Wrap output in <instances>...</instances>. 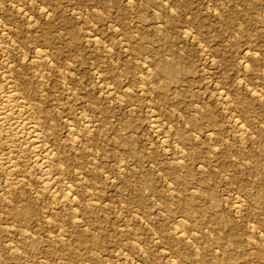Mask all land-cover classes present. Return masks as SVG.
<instances>
[{
	"label": "rangeland",
	"instance_id": "rangeland-1",
	"mask_svg": "<svg viewBox=\"0 0 264 264\" xmlns=\"http://www.w3.org/2000/svg\"><path fill=\"white\" fill-rule=\"evenodd\" d=\"M0 7L2 10L0 32L3 34V39L0 40L5 44L7 40V45L10 43V49L12 48L10 55L13 60L18 55L19 58H24L23 54H25L28 63L30 60L33 61L36 47L45 50L49 60L53 62L55 76L48 82L50 85L44 88L42 95L47 92L41 98L44 100L43 108L48 107L44 109L49 116L52 115L50 117L52 124H55H53L54 133H57L55 137L60 143L63 142V145L69 144L64 126V120L68 117L70 121L72 118L77 129H80V131L78 129L79 141L88 140L84 142L86 149L84 147L78 148V151L70 149L68 161H64L67 174L61 178L66 181L60 184V191L56 197L49 192H41L39 173L30 160L31 151L28 149L22 151L23 154L14 153L17 156L21 155L19 160L27 156L26 159L22 158L23 162L20 160V163L22 162L21 166L26 169L24 171L28 170L23 171L22 174L25 175L24 181L29 179V183L26 184L27 187L21 188L27 190L24 191L25 193L21 189L19 191L27 195L28 205L23 204L25 201L20 202L22 206L18 201L17 203L13 201L15 205L13 202L11 204L8 198L0 193V205L3 204V207L0 206L3 208L0 212L8 210L9 205L22 209L21 212L27 219L23 226L28 229L27 233L32 234H28L30 236L26 243L28 247L27 245L20 247L17 240L23 237L18 234L17 238V233L8 234L10 227L7 226V220H5L6 224L0 221V230L3 228L0 232V245L3 242L0 246V254L4 253V256L0 257L2 261L4 260L0 262L1 264L6 262L13 264V261H18L15 264H23L22 261L24 264L26 262V264H36L37 260V264H198L196 261L198 257L207 261L206 264L225 262V264H264V0H0ZM45 9L50 11L49 18L39 15V11L46 12ZM26 11L27 15H25ZM19 14L25 16L21 17ZM30 16H32L29 18L31 20L28 19ZM29 21L32 24L27 23ZM91 30L96 31L99 40L97 46L88 41L87 34ZM4 31L9 35L11 33L12 38ZM116 35H120L119 39ZM59 37L62 39L59 40ZM22 50L23 54H21ZM109 50L113 51L110 58L112 61L106 58ZM1 54L0 52L2 73ZM66 58L69 63L74 61L69 64ZM162 65L164 68L168 67L170 71L163 72ZM25 69L24 74L32 76L26 75L29 80L32 78V84L36 85L34 75H31L35 74L33 64L26 65ZM61 73L67 75L66 78ZM99 77L109 79L106 82L112 87L106 84L114 90L110 89L112 93L104 95L98 90L95 81L98 82ZM53 94L56 95V99ZM70 94L76 101L72 98L71 104L75 108L67 103L71 101L67 99ZM116 97L117 101H115ZM55 101L60 103L57 104ZM74 102L78 103L75 105ZM123 104L126 106L123 107ZM127 107L130 110H127ZM80 112L82 113L79 114ZM83 113L92 117V114L97 113L94 116L97 121L93 117L96 126L92 132L86 131L82 126ZM65 114L66 117H63ZM153 117L157 119L159 117L162 135L164 134L165 138L169 137L166 145H163L161 137L152 131ZM53 119L57 120V123ZM74 120H77V123ZM102 137L104 139H101ZM91 143H94V146ZM2 147H6L5 142L2 143ZM27 152L29 154H26ZM93 159L96 161H92ZM29 166L30 169L27 168ZM127 168L129 171L123 173V169ZM0 169V176H5L3 168ZM137 173L146 176L142 177L143 174H138L140 176L138 178ZM32 174H35L34 177ZM4 176L0 177L1 186ZM134 177L137 178L134 180ZM28 184L33 189L29 188ZM62 186H73L78 196L77 200L69 204L64 203L60 197L64 191ZM92 193L96 197L95 201L100 203H95L96 211L89 212L87 195ZM1 196L5 199L3 200ZM52 197H55L54 201ZM79 198L83 199L79 200ZM117 199L121 200L118 202ZM177 199L181 202L178 203ZM188 199L194 212L186 217L184 212L182 214L183 208L181 210L180 208L185 201L188 203ZM33 202L36 205L33 206ZM211 203H215L216 207ZM40 208L45 212L40 211ZM38 209L40 215L37 214ZM176 216L185 217L184 222L196 234L194 238L192 237L193 240L179 242L174 238L172 227L173 218ZM34 220L37 221L34 223ZM37 222L40 224L39 229ZM30 223H34V227ZM35 226L39 234L34 230ZM41 226L43 229L40 228ZM48 226L49 228L52 226L51 231L47 229ZM29 227H33V230ZM126 229L129 233L128 240L125 239ZM39 236L41 241L36 239ZM215 238L218 239L215 241ZM130 239H133L132 242ZM175 242L177 245L174 244ZM19 248L21 251H17ZM176 250H179V253ZM13 253L21 256L16 258ZM32 253L36 255L33 256ZM193 254L200 256L196 257ZM12 256L14 260L11 259ZM21 257H28V261L25 262Z\"/></svg>",
	"mask_w": 264,
	"mask_h": 264
},
{
	"label": "bare ground",
	"instance_id": "bare-ground-1",
	"mask_svg": "<svg viewBox=\"0 0 264 264\" xmlns=\"http://www.w3.org/2000/svg\"><path fill=\"white\" fill-rule=\"evenodd\" d=\"M27 2V1H26ZM37 2V1H36ZM29 3V2H28ZM129 3V2H128ZM165 3V2H164ZM13 4V3H12ZM21 4V3H20ZM16 7V6H15ZM1 8V7H0ZM18 8V7H17ZM16 8V9H17ZM19 10H22V11H24L23 9H20L19 8ZM40 10V9H39ZM154 10V9H153ZM2 10H0V12H1ZM45 11L46 12H42V11H39L40 13H39V15L40 16H43V17H46V18H49V16H51L49 13H50V11L48 12L46 9H45ZM52 11V10H51ZM54 11V10H53ZM71 11H72V9H71ZM17 12H19V11H17ZM21 12V11H20ZM19 12V13H20ZM25 12H23V14H24ZM53 13V12H52ZM55 13H57L56 11H55ZM54 13V14H55ZM22 14V15H23ZM29 14V13H28ZM20 15V14H19ZM25 15H27V11H26V14ZM24 15V16H25ZM4 16V15H3ZM21 16V15H20ZM24 16H21V17H24ZM2 17V16H1ZM19 17V16H18ZM32 16H30V17H28V19L29 18H31ZM34 17V16H33ZM36 18H37V16H35ZM34 17V18H35ZM27 18V17H26ZM33 18V19H34ZM218 18V17H217ZM22 19V18H21ZM29 20H31V19H29ZM35 20V19H34ZM22 21V20H21ZM36 21V20H35ZM32 22V21H31ZM27 23H30V21L29 22H27ZM46 23V22H45ZM91 23V22H90ZM14 24V23H13ZM30 24H32V23H30ZM54 24V23H53ZM3 25V24H2ZM7 25V24H6ZM24 25H26V24H24ZM7 26H9V24L7 25ZM11 26V25H10ZM30 26V25H29ZM28 26V27H29ZM117 26V25H116ZM3 27V26H2ZM35 27V26H34ZM54 27V26H53ZM115 27V26H114ZM26 28H27V26H26ZM25 28V29H26ZM2 29V28H1ZM4 29V28H3ZM7 29V28H6ZM9 29H11V28H9ZM14 29V28H13ZM27 30V29H26ZM54 30V29H53ZM3 31V30H2ZM12 31V30H11ZM28 31V30H27ZM34 31V30H33ZM32 31V32H33ZM85 31V30H84ZM184 31V30H183ZM188 31V30H187ZM9 32V31H8ZM13 32V31H12ZM15 32V31H14ZM31 32V31H30ZM64 32V31H63ZM89 32V31H88ZM4 33H5V31H4ZM7 33V32H6ZM5 33V34H6ZM49 33V32H48ZM47 33V34H48ZM57 33V32H56ZM74 33V32H73ZM8 34V33H7ZM31 34V33H30ZM29 34V35H30ZM34 34H36V32L34 33ZM184 34V33H183ZM9 35V34H8ZM10 35H11V37L10 38H12V34L10 33ZM9 35V36H10ZM19 35V34H18ZM96 31H94V30H91L90 32H89V34H87V38H88V41L89 42H91L92 43V45H94V46H97V43H98V38L96 37ZM186 35V34H185ZM41 36V35H40ZM48 36V35H47ZM69 36V35H68ZM77 35L75 34V37H76ZM117 36V38L119 39V36L120 35H116ZM8 37V36H7ZM13 37H14V34H13ZM18 37V36H17ZM28 37V36H27ZM37 36L35 35V38H36ZM39 37V36H38ZM42 37V36H41ZM72 37H74V36H72ZM43 38V37H42ZM52 38V37H51ZM0 39H3V34L0 32ZM16 39V38H15ZM14 39V40H15ZM29 39V38H28ZM44 39H45V37H44ZM47 39V38H46ZM53 39V38H52ZM62 38L61 37H59V40H61ZM73 39V38H72ZM192 39V38H191ZM17 40V39H16ZM30 40V39H29ZM37 40V39H36ZM58 40V39H57ZM13 41V40H12ZM28 41V40H27ZM35 41V40H34ZM39 41V40H38ZM38 41H37V43H38ZM44 41V40H43ZM47 41H49V40H47ZM73 41H74V39H73ZM75 41H77V37H76V39H75ZM5 42H6V44L5 43H2L1 42V40H0V52L2 53L1 55L3 56L2 58H3V66H2V73L0 72V78H1V83H2V81H3V85H1V83H0V168H3V172L6 174L5 176H4V182H3V184H2V186L0 185V193H2L4 196H5V198H8V200L10 201V203L12 204V202L14 201V202H16V201H18L19 202V204H20V202H24L25 201V203H23V204H25L26 206L28 205V204H26V202L28 201V197H27V195L25 196V192L24 191H27V190H23V189H21L22 187H24V186H26V184L27 183H29V179H27L28 181H24V180H26L25 179V175L24 174H22V172L24 171V170H26V169H23V167L21 166L22 165V162H23V160H21L22 158L24 159V157H25V159H26V157L27 156H24V157H22L20 160L22 161L21 163H20V160H19V157L21 156L20 154H19V156H17V155H15L14 153L15 152H18V153H21L22 151H25V150H30L31 151V155H32V158L30 159L31 160V164L33 165V167L35 168V169H37L36 171H38V173H39V177H40V186L39 187H41V192H49V193H51L53 196H57L58 194H59V191H60V184H62V182L63 181H66L65 179L63 180V179H61V178H63L64 176H66V170L64 169V161H66L67 160V158H68V154H70V149H72V150H77L78 151V148H80V147H84L85 149H86V143H84L85 141H88V140H85L84 142L83 141H79V138H78V135H79V133H78V129H77V127H76V124H74L73 123V119L71 118V120L72 121H70V119L68 118V117H66V114H65V116H63V117H66L65 118V120H64V126L66 127V132H67V135H68V141H69V144H62V143H60L59 141L60 140H57V138L55 137V136H57V133L55 134L54 133V129H53V124H52V119H51V117L50 116H52V115H48V113L45 111V109H47L48 107H44L43 108V102H44V100L41 98L43 95H42V92L44 91V88H47V86L48 85H50V84H48V82L51 80V78L53 77V76H55V72H54V70H53V66H52V64H53V62H51L50 60H49V58H48V56L46 55V51L45 50H42V49H37L36 47H35V53H34V57H33V61H31L30 59V62L28 63V61H26L25 60V58L27 57L25 54H23V50L21 51L22 53L21 54H23V56H25L24 58L22 57V58H19L18 56H17V58L19 59H17V61H15V60H13V58L11 57L12 55H10L11 54V51H12V48L10 49V43L8 44L9 45V47H8V45H7V40H5ZM72 42V41H71ZM125 42V41H124ZM15 43V42H14ZM32 43H33V41H32ZM31 43V45H32V47H33V45H34V43L32 44ZM36 43V42H35ZM45 43H47L48 44V42H45ZM54 43H55V41H54ZM59 43H60V41H59ZM76 43V42H75ZM200 43V42H199ZM17 44V43H16ZM27 44H28V42H27ZM29 44H30V42H29ZM50 44V43H49ZM73 44V43H72ZM36 45V44H35ZM74 45V44H73ZM78 45V44H77ZM202 45V44H201ZM40 46V45H39ZM49 46H51V45H49ZM63 46V45H62ZM66 46V45H65ZM26 47V46H25ZM79 47V46H78ZM15 48V47H14ZM22 48V47H21ZM27 48H29V45H28V47ZM47 48H48V46H47ZM72 48H73V46H72ZM140 48V47H139ZM138 48V49H139ZM16 49V48H15ZM18 49V48H17ZM44 49V48H43ZM59 49V48H58ZM61 49H63V48H61ZM68 49V48H67ZM79 49V48H78ZM124 49V48H123ZM64 50V49H63ZM142 50V49H141ZM141 50H139V51H141ZM245 50V49H244ZM14 51H18V50H14ZM45 51V52H44ZM57 51V50H56ZM60 51V53H61V50H59ZM69 51V50H68ZM74 51V50H73ZM77 51V50H76ZM110 51V50H109ZM70 52V51H69ZM105 52H107V51H105ZM14 53L15 52H13V55H14ZM25 53V52H24ZM57 53V52H56ZM77 53V52H76ZM20 54V53H19ZM49 54V53H48ZM104 54V53H103ZM113 54V51H110V52H107L106 53V58L108 59V60H110V58H111V55ZM22 56V55H21ZM64 56V55H63ZM80 56V55H79ZM100 56V55H99ZM105 56V55H104ZM50 57H51V55H50ZM53 57V56H52ZM62 57V56H61ZM71 57H74V56H71ZM100 57H102V56H100ZM56 58V57H55ZM76 58V57H75ZM105 57H104V59H106ZM32 59V58H31ZM57 59V58H56ZM59 59V58H58ZM68 58H66V60H67ZM73 59V58H72ZM213 59H214V57H213ZM77 60V59H76ZM54 61V60H53ZM56 61V60H55ZM68 61V60H67ZM71 61V60H70ZM74 61V60H73ZM73 61H71L70 63H72ZM81 60H79V62H80ZM110 61H112V60H110ZM240 61H242V60H240ZM76 62V61H75ZM1 63V62H0ZM59 63V62H58ZM68 63H69V61H68ZM69 63V64H70ZM109 64L111 63V62H108ZM32 65L33 64V68H34V70L33 71H35L34 73L35 74H31V75H34V77L33 78H35V80H36V85H33L32 84V78H31V80H29L30 78H28V77H32V76H28L27 74H24V73H26V72H28L26 69H25V66L26 65ZM55 64V63H54ZM77 64H78V61H77ZM105 64V63H104ZM145 64V63H144ZM168 64V63H167ZM81 65V64H80ZM155 64L153 63V66H154ZM156 65H157V63H156ZM68 66V65H67ZM158 66V65H157ZM160 66H161V64H160ZM69 67H71V66H69ZM75 67H76V65H75ZM74 67V68H75ZM57 68V67H56ZM62 68L63 67H61V70H62ZM68 68V67H67ZM102 68H104V67H102ZM168 67H163V65H162V68H161V70L164 72V71H170L169 69H167ZM204 68V67H203ZM26 70V72H24L25 70ZM30 69H32V67L30 68ZM29 69V70H30ZM58 69V68H57ZM60 69V68H59ZM66 69V68H65ZM148 69V68H147ZM24 70V71H23ZM60 70V71H61ZM64 70V69H63ZM70 70V69H69ZM107 70V69H106ZM115 70V69H114ZM161 70H159V71H161ZM64 71H66V70H64ZM63 71V72H64ZM155 71H156V69H155ZM62 72V71H61ZM72 72V71H71ZM100 73H101V71H99ZM99 72H97V74L99 73ZM150 71H148V73H149ZM30 73V72H29ZM32 73V72H31ZM161 73V72H160ZM61 74H63V73H61ZM64 74H65V72H64ZM63 74V76H65V78H66V76L67 75H64ZM102 74H104V72L102 73ZM159 74V73H158ZM162 74V73H161ZM165 74H166V72H165ZM28 77H27V76ZM30 75V74H29ZM57 75V74H56ZM69 75H71V73H69ZM68 75V76H69ZM101 75V74H100ZM113 75V74H112ZM111 75V76H112ZM114 75H115V72H114ZM149 75V74H148ZM58 76H62V75H58ZM57 76V77H58ZM95 76V75H94ZM99 76V75H98ZM98 76H97V78H98ZM108 75H106V77H107ZM110 76V75H109ZM158 76H162V75H158ZM113 77V76H112ZM115 77V76H114ZM63 78V77H62ZM108 78H110V77H108ZM151 78V77H150ZM56 79V78H55ZM61 79V78H60ZM74 80V79H73ZM72 80V81H73ZM109 80V79H108ZM107 80V78H105V77H99V80H98V82L97 81H95V83L97 84V87L99 88L98 90H100V91H102L103 93H104V95L105 94H108V93H112V92H110L112 89L111 88H109L108 87V85H110L111 86V84L109 83V82H106V81H108ZM56 81V80H55ZM86 81V80H85ZM155 81V80H154ZM61 82V81H60ZM215 82V81H214ZM64 82H62V84H63ZM94 83V84H95ZM106 83H108V85L106 84ZM152 83V82H151ZM35 84V83H34ZM141 84V83H140ZM148 84V83H147ZM154 84V83H153ZM65 85V84H64ZM81 85V84H80ZM68 86V85H67ZM122 86V85H121ZM76 87V86H75ZM112 87V86H111ZM57 88V87H56ZM67 88V87H66ZM121 88V87H120ZM123 88V87H122ZM69 89V88H68ZM76 89H78V87H76ZM76 89L74 88V91H76ZM111 89V90H110ZM249 89V88H248ZM72 90V89H71ZM97 90V91H98ZM120 90V89H119ZM122 90V89H121ZM144 90V89H143ZM220 90V89H219ZM54 90H52V92H53ZM99 91V92H100ZM112 91H114V90H112ZM118 91V90H117ZM142 91V90H141ZM212 91V90H211ZM49 92H50V90H49ZM48 92V93H49ZM51 92V93H52ZM58 92V91H57ZM69 92V91H68ZM67 92V93H68ZM71 92V91H70ZM116 92V91H115ZM218 92V91H217ZM251 92V91H250ZM257 92V91H256ZM47 93V94H48ZM54 93V92H53ZM61 93V92H60ZM67 93L65 94V95H67ZM74 93H76V92H74ZM101 93V92H100ZM121 93V92H120ZM142 93V92H141ZM145 93V92H144ZM221 93V92H220ZM63 94V93H62ZM61 94V95H62ZM72 94V93H71ZM69 95V96H67V99L68 100H70L71 99V101H68L67 103H68V105L70 106H73L71 103H72V98H73V95ZM83 94V93H82ZM117 94H119V93H117ZM259 94V93H258ZM50 95V94H49ZM54 95V94H53ZM53 95H51L52 97H53ZM56 95H57V97H58V93H56ZM56 95H54L55 97V99H56ZM60 95V94H59ZM103 95V94H102ZM116 95V94H115ZM123 95V94H122ZM225 95V94H224ZM50 96V97H51ZM63 96H64V94H63ZM117 96V95H116ZM221 96V95H220ZM51 97V98H52ZM65 98H66V96H64ZM63 97V98H64ZM105 97V96H104ZM119 98H120V96H118ZM226 97V96H225ZM260 97V96H259ZM127 98V97H126ZM45 99V98H44ZM49 100H50V98H48ZM54 99V100H55ZM58 99V98H57ZM60 99H62V98H60ZM75 99L77 100V98L75 97ZM109 99V98H108ZM114 99V98H113ZM225 99V98H224ZM43 100V101H42ZM54 100H51L52 102H54ZM73 100H74V98H73ZM131 100V99H130ZM225 100H227V99H225ZM75 101V100H74ZM80 101V100H79ZM83 101V100H82ZM115 101H117V97H116V99H115ZM46 102V101H45ZM55 102H57V104H59L60 102L59 101H55ZM59 102V103H58ZM62 102V104H63V100L61 101ZM66 102V101H65ZM76 102V101H75ZM75 102H74V104H75ZM88 102V101H87ZM111 102H112V100H111ZM110 102V103H111ZM224 102V101H223ZM47 103V102H46ZM78 103V102H77ZM76 103V104H77ZM86 103V102H85ZM91 103V102H90ZM90 103H88V104H90ZM51 104V103H50ZM65 104V103H64ZM75 104V105H76ZM120 104V103H119ZM197 104V103H196ZM46 105H49V104H46ZM53 105H54V103H53ZM67 105V104H66ZM80 105V104H79ZM85 105H87V104H85ZM124 106L123 107H125L126 105L125 104H123ZM223 105V104H222ZM70 106V107H71ZM84 106V105H83ZM97 106V105H96ZM58 107V106H57ZM61 107V106H60ZM74 107V106H73ZM77 107V106H76ZM82 107V106H81ZM90 106H88V108H89ZM94 107H95V104H94ZM134 107H135V105H134ZM133 107V108H134ZM61 108H63V107H61ZM75 108V107H74ZM87 108V109H88ZM92 108V107H91ZM111 108V107H110ZM115 108V107H114ZM130 108H131V105H130ZM132 108V109H133ZM58 109H60V108H58ZM81 110L83 109V108H80ZM86 109V108H85ZM94 109V108H93ZM93 109H90V111L91 110H93ZM96 109V108H95ZM129 108L127 107V110H128ZM151 109V108H150ZM153 109V108H152ZM65 110V109H64ZM67 110V109H66ZM70 110V109H69ZM74 110V109H73ZM130 110V109H129ZM59 111H61V110H58V112ZM78 111H79V109H78ZM97 112L99 111V109H97L96 110ZM155 111V110H154ZM58 112H56V113H58ZM83 112H85V110H83ZM92 112H94V110L92 111ZM91 112V113H92ZM103 112V111H102ZM151 112V111H150ZM178 112V111H177ZM47 113V114H46ZM50 113V112H49ZM64 113H66V111L64 112ZM82 112H80L79 114H81ZM152 113H153V111H152ZM52 114H53V112H52ZM60 114V113H59ZM78 114V115H79ZM95 114H97V113H95ZM95 114H92L93 115V117L94 116H96ZM53 115H55V114H53ZM82 115H84V113L82 114ZM82 115H79V116H81L82 117ZM86 115H87V113H86ZM90 115V114H89ZM111 115V114H110ZM78 116V117H79ZM85 116V115H84ZM83 116V118H82V126H83V128L86 130V131H88V132H92L93 131V128L96 126V121H97V118H95L96 119V121L93 119V117L92 116H85L84 117ZM74 117H76V116H74ZM107 117H109V116H107ZM100 118H101V116H100ZM106 118V117H105ZM110 118V117H109ZM151 118V117H150ZM56 119V118H55ZM76 119V118H75ZM80 119V118H79ZM158 119H159V117H158ZM158 119L156 118V117H153V119H152V131H154L155 133H156V135H158V136H160L161 137V140H162V144L163 145H166L167 144V140L169 139V137H167V138H165V136H164V134L162 135V126L160 125V123H159V121H158ZM54 120V119H53ZM99 120H101V119H99ZM103 120H104V118H103ZM102 120V121H103ZM119 120V119H118ZM160 120V119H159ZM237 122H239L237 119H235ZM57 121V120H56ZM55 120H54V122H56ZM76 121V122H75ZM80 121V120H79ZM112 121V120H111ZM151 121V120H150ZM163 121V120H162ZM74 122L75 123H77V120H74ZM81 122V121H80ZM113 122V121H112ZM111 122V123H112ZM116 122V121H115ZM57 123V122H56ZM110 123V124H111ZM151 123V122H150ZM163 123V122H162ZM235 123V122H234ZM241 123V122H240ZM80 124V123H79ZM109 124V123H108ZM128 123H126V125H127ZM238 124V123H237ZM55 125V124H54ZM60 125V124H59ZM98 125V124H97ZM106 125V124H105ZM164 125V124H163ZM240 125V124H239ZM56 126H57V124H56ZM168 126H169V124H168ZM167 126V127H168ZM236 127H238V126H236ZM54 128H55V126H54ZM82 128V127H81ZM97 128V127H96ZM110 128V127H109ZM198 128V127H197ZM196 128V129H197ZM65 129V128H64ZM105 129V128H104ZM171 129V128H170ZM103 130V129H102ZM108 130V129H107ZM106 130V131H107ZM111 130V129H110ZM164 131H165V129H163ZM167 130H169V129H167ZM182 130V129H181ZM79 131H80V129H79ZM83 131V130H82ZM116 131V130H115ZM61 132V131H60ZM65 132V133H66ZM87 132V133H88ZM98 132V131H97ZM110 132V131H109ZM170 132H171V130H170ZM240 132V131H239ZM94 133V132H93ZM116 133V132H115ZM166 133V132H165ZM240 133H242V132H240ZM55 134V135H54ZM94 134H96V133H94ZM166 134H168V133H166ZM171 134V133H170ZM205 134V133H204ZM61 135V134H60ZM101 135V134H100ZM180 135V134H179ZM63 136H64V134H63ZM90 136V135H89ZM181 136V135H180ZM197 136V135H196ZM241 136H243V135H241ZM101 137V136H100ZM103 137H105V136H103ZM101 138V139H104V138ZM113 137V136H112ZM115 137H117L116 135H115ZM177 137V136H176ZM182 137V136H181ZM184 137H185V135H184ZM184 137H183V139H184ZM85 138H88V137H85ZM84 138V139H85ZM106 138V137H105ZM180 138V137H179ZM89 139V138H88ZM159 139V138H158ZM81 140V139H80ZM91 140V139H90ZM89 140V141H90ZM95 140V139H94ZM99 140V139H98ZM185 140H187L186 139V137H185ZM62 141V140H61ZM96 141V140H95ZM101 141V140H100ZM122 141V140H121ZM5 142V148H3L2 147V143H4ZM95 143V142H94ZM93 143V144H94ZM116 143V142H115ZM118 143V142H117ZM116 143V144H117ZM121 143V142H120ZM92 144V143H91ZM92 144V145H93ZM97 144V143H96ZM99 144H100V142H99ZM115 144V145H116ZM125 143H123V145H124ZM160 144H161V142H160ZM102 145V144H101ZM163 145H161V146H163ZM91 146V145H90ZM90 146H89V148H90ZM94 146V145H93ZM175 146V145H174ZM179 146V145H178ZM176 147V146H175ZM76 148V149H75ZM93 148V147H92ZM113 148H114V146H113ZM116 148V147H115ZM84 149V150H85ZM88 149V148H87ZM98 149V148H97ZM96 149V150H97ZM100 149V148H99ZM104 149V148H103ZM117 149V148H116ZM116 149H115V151H116ZM130 149V148H129ZM165 149V148H164ZM167 149V148H166ZM165 149V150H166ZM81 150H83V149H81ZM76 151V152H77ZM92 151V150H91ZM90 151V152H91ZM105 151H107V150H105ZM103 152H104V150H103ZM125 152H126V150H125ZM130 152H131V150H130ZM87 153H88V151H87ZM128 153V152H127ZM179 153V152H178ZM21 154H23V152L21 153ZM24 154H25V152H24ZM26 154H29L28 152L26 153ZM74 154H75V152H74ZM98 155L100 154V152L98 151V153H97ZM181 154V153H180ZM75 155H77V154H75ZM90 155H92L91 153H90ZM89 155V156H90ZM102 155V154H101ZM23 156V155H22ZM30 156V155H29ZM28 156V157H29ZM83 156H84V154H83ZM97 155H95V157H96ZM71 157V156H70ZM84 157H87V156H84ZM92 158H93V156H91ZM132 157V156H131ZM73 158H74V156H73ZM90 158V157H89ZM97 158V157H96ZM28 158H27V160H29ZM71 159V158H70ZM86 158H84V160H85ZM95 159V158H94ZM92 160V161H96V160ZM72 160V159H71ZM90 160H91V158H90ZM171 160V159H170ZM176 160H178V159H176ZM25 161V160H24ZM68 161V160H67ZM91 161V162H92ZM181 160L179 159V162H180ZM184 161V160H183ZM28 162H30V161H28ZM71 162H73V161H71ZM122 162H123V160H122ZM153 162V161H152ZM156 162V161H155ZM178 162V161H177ZM182 162V161H181ZM180 162V163H181ZM27 163V162H26ZM80 163V162H79ZM89 163V162H88ZM117 163V162H116ZM125 163V162H124ZM123 163V168H124V164ZM154 163V162H153ZM28 164V163H27ZM31 164H29V165H31ZM65 164H66V162H65ZM119 164V163H118ZM120 164H121V162H120ZM149 164V163H148ZM183 164V163H182ZM23 165H25V163L23 164ZM31 165V166H32ZM69 164H67V166H68ZM83 165V164H82ZM171 165V164H170ZM26 166H28V165H26ZM25 166V167H26ZM66 165H65V167H67ZM116 166H118V165H116ZM162 166H164V165H162ZM188 166V165H187ZM200 166V165H199ZM86 167V166H85ZM168 167V166H167ZM184 167V166H183ZM23 170H22V169ZM27 168H29L30 169V166L29 167H27ZM68 168V167H67ZM76 168V167H75ZM117 168H120V167H117ZM126 168V167H125ZM178 168V167H177ZM189 168V167H188ZM78 169V168H77ZM81 169V168H80ZM90 169V168H89ZM94 169V168H93ZM162 169V168H161ZM160 169V170H161ZM170 169V168H169ZM176 169V168H175ZM180 169V168H179ZM186 169V168H185ZM1 170V169H0ZM22 170V171H21ZM32 170V169H31ZM34 170V169H33ZM73 170V169H72ZM72 170H70V171H72ZM83 170V169H82ZM119 170V169H118ZM128 170V168L125 170V169H123V173H124V171H127ZM170 170H172V169H170ZM28 171V170H27ZM27 171H24V172H27ZM35 171V170H34ZM70 171H69V174H70ZM79 171V170H78ZM120 171H121V169H120ZM129 171V170H128ZM23 172V173H24ZM29 172H32V171H29ZM36 173V172H35ZM134 173V172H133ZM174 173H175V171H174ZM255 173V172H254ZM30 175H31V173H29ZM37 174V173H36ZM104 174V173H103ZM132 174V173H131ZM138 174H140V173H137V175ZM143 174V173H142ZM142 174H140V175H142ZM176 174V173H175ZM33 175V174H32ZM35 175V174H34ZM34 175H33V177H34ZM71 175V174H70ZM69 175V176H70ZM85 175V174H84ZM135 175V174H134ZM250 175V174H249ZM3 176H0V177H3ZM28 177H29V175H27ZM37 176L38 175H36L35 177H36V179H37ZM86 176H87V174H86ZM136 176V175H135ZM144 176V174L142 175V177ZM146 176V175H145ZM144 176V177H145ZM256 176H258V174L256 175ZM262 176V175H261ZM140 176L138 175V178H139ZM27 178V177H26ZM125 178V177H124ZM135 178H137V177H134V180H135ZM147 178V177H146ZM263 178V177H262ZM33 179H35V178H33ZM142 179V178H141ZM38 180V179H37ZM69 180V179H68ZM77 180V179H76ZM82 180L83 181H85V179H83L82 178ZM126 180V179H125ZM138 180V179H137ZM136 180V181H137ZM30 181H31V179H30ZM34 181V180H33ZM32 181V182H33ZM80 182H82L81 180H79ZM112 181H113V179H112ZM148 181V180H147ZM150 181V180H149ZM35 182V181H34ZM38 182V181H37ZM86 182H88V181H86ZM91 182H92V179H91ZM120 182V181H119ZM122 182V181H121ZM120 182V183H121ZM127 182V181H126ZM36 183V182H35ZM72 183V182H71ZM113 183V182H112ZM115 183V182H114ZM145 183H147L146 181H145ZM144 183V184H145ZM169 183V182H168ZM1 184V183H0ZM38 184V185H39ZM116 184V183H115ZM117 184H119V183H117ZM140 184H141V182H140ZM68 185V184H67ZM71 185V184H70ZM72 185H74V184H72ZM87 185H89V184H87ZM142 185V184H141ZM169 185V184H168ZM28 186H29V184H28ZM114 186H116V185H114ZM124 187H125V185H123ZM145 186V185H144ZM202 186V185H201ZM27 187V186H26ZM73 187V186H72ZM71 186H62L61 188H63V190L64 191H62V193H61V195H60V197L64 200V203H72V202H74V201H76L77 200V198H78V196H76L77 194L75 193V191L73 190V188H72ZM85 187V186H84ZM135 187V186H134ZM139 187V186H138ZM148 187V186H147ZM29 188H31V189H33L32 187H30L29 186ZM38 188V187H37ZM75 188V187H74ZM118 188V187H117ZM135 188H137V187H135ZM134 188V189H135ZM149 188V187H148ZM147 188V189H148ZM200 188V187H199ZM201 188H203V187H201ZM22 190L24 193H21L19 190ZM40 189V188H39ZM39 189H38V191H39ZM76 189V188H75ZM133 189V190H134ZM138 189H140L141 190V188H138ZM137 189V190H138ZM145 189V188H144ZM204 189H205V187H204ZM260 189H261V187H260ZM93 190V189H92ZM37 191V192H38ZM87 191V190H86ZM95 191H96V189H95ZM35 192H36V188H35ZM89 192H91V190L89 191ZM142 192V191H141ZM34 193V192H33ZM32 193V194H33ZM39 193V192H38ZM38 193H37V195H38ZM97 193V192H96ZM100 193V192H99ZM143 193H144V190H143ZM27 194V193H26ZM28 194H30V191H29V193ZM35 194V193H34ZM137 194V193H136ZM142 194V193H141ZM211 194H212V192H211ZM211 194H209V195H211ZM37 195H36V197H37ZM39 195H40V193H39ZM45 195V194H44ZM50 195V194H49ZM79 195V194H78ZM96 195H98V194H96ZM139 195V194H138ZM85 196V195H84ZM100 196V195H99ZM98 196V197H99ZM102 196V195H101ZM140 196H142V195H140ZM161 196V195H160ZM175 196V195H174ZM2 197V199L4 200L5 198H3V196H1ZM35 197V198H36ZM42 197V196H41ZM49 197V196H48ZM55 197H52V198H54L53 199V201L55 200ZM165 197V196H164ZM176 197V196H175ZM178 197V196H177ZM176 197V198H177ZM186 197V196H185ZM51 198V197H50ZM60 198V199H61ZM84 198V197H83ZM83 198H81V199H83ZM104 198V197H103ZM144 198H145V196H144ZM197 198V197H196ZM202 198H204L205 199V197H202ZM211 198H214V197H211ZM1 199V200H2ZM42 199V198H41ZM80 198H79V200H81ZM95 199H96V197H95V195L92 193V194H89V195H87V200H89L88 202H89V212H93L95 209H96V206H95V203L96 204H98V203H100V202H98V201H95ZM164 199V198H163ZM167 199V198H166ZM185 199H187V198H185ZM33 200V199H32ZM32 200H31V202H32ZM37 200H39L40 201V199H38L37 198ZM86 200V199H85ZM103 200V199H102ZM118 200V199H117ZM119 200H121V199H119ZM119 200H118V202H119ZM169 200V199H168ZM172 200V199H171ZM178 200V199H177ZM189 200V199H188ZM192 200V199H191ZM195 200V199H194ZM200 200V199H199ZM201 200H203V199H201ZM206 200H207V198H206ZM208 200H209V198H208ZM213 200V199H212ZM61 201V200H60ZM100 201V200H99ZM170 201V200H169ZM214 201V200H213ZM14 202H13V204H14ZM35 202H36V200H35ZM56 202H57V200H56ZM63 202V201H62ZM80 201H78V203H79ZM122 202H123V200H122ZM160 202V201H159ZM171 202V201H170ZM178 203L179 202H181V200L179 199L178 201H177ZM183 202V201H182ZM189 202H190V200L188 201V203H186V201L184 202V203H182V204H184V205H182V207L180 208V210L182 209V214H183V212H184V216H190L189 214L190 213H193L194 211H193V209L191 208V203H190V205H189ZM8 203V202H7ZM17 203V202H16ZM34 203V202H33ZM37 203V202H36ZM54 203V202H53ZM64 203H63V205H64ZM83 203V202H82ZM102 203H103V201H102ZM161 203V202H160ZM29 204H30V202H29ZM62 204V203H61ZM80 204V203H79ZM88 204V203H87ZM114 204H115V202H114ZM211 204H213V203H211ZM215 204V203H214ZM214 204H213V206H214ZM3 205V204H2ZM2 205H0V206H2ZM15 205V204H14ZM14 205H9L10 207L8 208V210L6 211H4L3 213H1L0 212V221L1 222H3L4 221V223L3 224H6L5 223V220H7L6 222H7V226H9L10 227V229H8V228H6V229H8V230H10L9 232H8V234L10 233V234H12V233H17L16 234V237L18 236L19 237V235L18 234H20L21 235V237H23V238H20L19 240H17L18 241V245H21L20 247H23V245H24V247L27 245L26 243H27V240L28 239H30L29 237V235L28 234H30L29 232L27 233V228L26 227H24L23 226V223H24V221H25V217H26V215H24L22 212H21V210L20 209H16V207L14 208ZM34 205H36L35 203L33 204V206ZM56 205V204H55ZM100 205V204H99ZM122 205H123V203H122ZM162 205H163V203H162ZM177 205V204H176ZM194 205V204H193ZM20 206H22L21 204H20ZM32 206V207H33ZM73 207H74V205H72ZM72 206H70V207H72ZM77 206V205H76ZM80 207H81V204L79 205ZM120 206H121V204H120ZM3 207V206H2ZM1 207V208H2ZM5 207H6V205H5ZM30 207V206H29ZM99 207V206H98ZM178 207V206H177ZM214 207H216V206H214ZM0 208V209H1ZM31 208V207H30ZM34 209H35V207H33ZM36 208H37V206H36ZM55 208V207H54ZM83 208V207H82ZM141 208H143V206L141 207ZM239 208V207H238ZM3 209V208H2ZM1 209V210H2ZM41 209V208H40ZM69 209V208H68ZM85 209V208H84ZM84 209H83V211H84ZM195 209V208H194ZM213 209V208H212ZM28 210H30L29 208H28ZM36 210V209H35ZM54 210V209H53ZM85 210H87V209H85ZM98 210V209H97ZM32 211V210H31ZM40 211H43V212H45L44 210H40ZM49 211H51V210H49ZM79 211V210H78ZM96 211V210H95ZM146 211V210H145ZM148 211V210H147ZM197 211V210H196ZM25 212V211H24ZM35 212H37V211H35ZM77 212V211H76ZM87 212V211H86ZM86 212H84V213H86ZM216 212V211H215ZM235 212V211H234ZM238 212V211H237ZM29 213H31L30 211H29ZM39 213V214H38ZM54 213V212H53ZM83 213V214H84ZM97 213V212H96ZM34 214V213H33ZM37 214L38 215H40L41 213L39 212V209H38V212H37ZM36 214V215H37ZM43 214V213H42ZM45 214V213H44ZM148 214V213H147ZM151 214V213H150ZM149 214V215H150ZM197 214H198V212H197ZM213 215H215L214 213H212ZM237 214V213H236ZM73 215V214H72ZM76 215V214H75ZM75 215L73 216V217H75ZM136 215V214H135ZM53 216V215H52ZM85 216V215H84ZM147 216V215H146ZM175 216V215H174ZM192 216V215H191ZM31 217V216H30ZM33 217V216H32ZM31 217V218H32ZM38 217V216H37ZM44 216H42V218H43ZM80 216H78V218H79ZM91 217V216H90ZM89 217V218H90ZM93 217V216H92ZM96 217H97V215H96ZM193 217V216H192ZM196 217H199V216H196ZM34 218V217H33ZM51 218V217H50ZM77 218V217H76ZM77 218V219H78ZM150 218V217H149ZM168 218H170L169 216H168ZM184 218L185 217H183V216H176L175 218H173V220H174V225H173V235H174V238L177 240V241H179V242H187L188 240H193V238L196 236V234L194 233V231H191V229L186 225V223L184 222ZM190 218V217H189ZM48 219V218H47ZM46 219V220H47ZM75 219V218H74ZM77 219H75V220H77ZM97 219H99V218H97ZM27 220V219H26ZM38 220H39V218H38ZM41 220V219H40ZM46 220H44V221H46ZM150 220H152V218L150 219ZM168 220V219H167ZM215 220V219H214ZM30 221V220H29ZM37 221V220H36ZM35 220L33 221L34 223L36 222ZM51 221H53L52 219H51ZM71 221V220H70ZM73 221V220H72ZM91 221V220H90ZM172 221V220H171ZM39 222V221H38ZM38 222H37V224H38ZM42 223H43V221H41ZM74 222V221H73ZM187 222V221H186ZM250 222V221H249ZM10 223V224H9ZM18 224V225H15V224ZM33 223V224H34ZM46 223V222H45ZM48 223V222H47ZM96 223V222H95ZM198 223H199V221H198ZM216 223V222H215ZM30 224H32V223H30ZM32 224V225H33ZM91 224V223H90ZM96 224H98V223H96ZM169 224V223H168ZM217 224V223H216ZM39 225L40 224H38L37 225V227H38V229H39ZM73 225V224H72ZM94 225V224H93ZM129 225V224H128ZM211 225H212V223H211ZM215 225V224H214ZM75 226V225H74ZM96 226V225H95ZM131 226V225H130ZM1 227V226H0ZM33 227H34V225H33ZM33 227H29L30 229H32ZM36 227V226H35ZM37 227H36V229L34 228V230L35 231H37ZM52 226H50V228H51ZM53 227H54V225H53ZM84 227V226H83ZM40 228H42L43 229V226H41ZM47 228V227H46ZM49 228V226H48V228L47 229H50ZM126 228H127V224H126ZM130 228V227H129ZM3 229V228H2ZM1 229V230H2ZM42 229H41V232H42ZM101 229V228H100ZM164 229V228H163ZM1 230H0V232H1ZM33 230V229H32ZM62 230V229H61ZM50 231H51V229H50ZM127 231V229L126 230H124V232H126ZM164 231V230H163ZM256 231H258V230H256ZM3 232H5V231H3ZM38 232V234H39V231H37ZM47 232V231H46ZM260 232V231H259ZM6 233V232H5ZM32 234V233H31ZM155 234V233H154ZM230 234V233H229ZM260 234V233H259ZM35 235H36V233H35ZM52 235V234H51ZM82 236H83V234H81ZM86 235H88V234H86ZM1 236V235H0ZM31 236H34V235H31ZM38 235H36L35 237H37ZM57 236V235H56ZM59 236V235H58ZM98 236V235H97ZM103 236V235H102ZM125 239H127L128 238V236H129V233H125ZM161 236H162V234H161ZM8 237V236H7ZM9 237H11V236H9ZM15 237V236H14ZM17 237V238H18ZM35 237L33 238V239H35ZM61 237H63V236H61ZM67 237V236H66ZM89 237V236H88ZM87 237V238H88ZM101 237V236H100ZM166 237V236H165ZM193 237V238H192ZM198 237V236H197ZM247 237V236H246ZM1 238V237H0ZM3 238H5V237H3ZM89 238H91V237H89ZM97 238V237H96ZM99 238V237H98ZM164 238V237H163ZM37 240L38 239H40V241H41V238H40V236H39V238H36ZM50 239H52V238H50ZM64 239V238H63ZM67 239V238H66ZM65 239V240H66ZM92 239H93V237H92ZM101 239H102V237H101ZM218 239V238H217ZM216 238H215V241L217 240ZM254 239V238H253ZM252 239V240H253ZM11 240V239H10ZM15 240V239H14ZM60 240H61V238H60ZM64 240V241H65ZM118 240V239H117ZM128 240V239H127ZM132 240L133 239H130V241L132 242ZM214 240V239H213ZM221 240V239H220ZM4 241V240H3ZM8 241V240H7ZM6 241V242H7ZM63 241V240H62ZM69 241V240H68ZM85 241V240H84ZM89 240H87V242H88ZM113 241V240H112ZM122 241V240H121ZM219 241V240H218ZM5 242V243H6ZM36 242V241H35ZM57 242H58V240H57ZM57 242H55V244L57 243ZM77 242V241H76ZM115 242V241H114ZM119 242H120V240H119ZM134 242H136V241H134ZM166 242V241H165ZM4 243V244H5ZM9 243H11L10 241H9ZM33 243V242H32ZM31 243V244H32ZM90 243H91V241H90ZM93 243V242H92ZM95 243V242H94ZM195 243V242H194ZM17 244V243H16ZM34 244V243H33ZM32 244V245H33ZM54 244V243H53ZM64 244V243H63ZM78 244H80V243H78ZM77 244V245H78ZM82 244V243H81ZM85 244V243H84ZM101 244V243H100ZM99 244V245H100ZM174 244H176V242L174 243ZM186 244V243H185ZM1 245H3V242H2V244ZM0 245V246H1ZM14 246H15V243L13 244ZM13 245H11V246H13ZM48 245V244H47ZM52 245V244H51ZM70 245V244H69ZM103 245V244H102ZM117 245H118V243H117ZM166 245H168L167 243H166ZM177 245V244H176ZM10 246V245H9ZM10 246V247H11ZM17 246V245H16ZM39 246V245H38ZM57 246V245H56ZM58 246H61V245H58ZM82 246H83V244H82ZM81 246V247H82ZM98 246V245H97ZM104 246V245H103ZM169 246V245H168ZM26 247H28V245L26 246ZM40 247V246H39ZM38 247V248H39ZM48 247H50V246H48ZM75 247V246H74ZM95 247V246H94ZM99 247V246H98ZM170 247V246H169ZM2 248V247H1ZM15 248V247H14ZM18 248V247H17ZM32 248V247H31ZM56 249H57V247H55ZM83 248V247H82ZM85 248V247H84ZM3 249V248H2ZM23 249V248H22ZM35 249H37V248H35ZM163 249V248H162ZM217 249V248H216ZM4 250V249H3ZM9 250H12V249H10L9 248ZM15 250V249H14ZM13 250V252H15ZM43 250V249H42ZM168 250H170V248H168ZM17 251H21L20 250V248H19V250H17ZM28 251V250H27ZM179 251V250H178ZM177 250H176V252H178ZM185 251V250H184ZM188 251V250H187ZM1 252V251H0ZM24 252H25V250H24ZM30 252V251H29ZM56 252H57V250H56ZM191 252V251H190ZM189 252V253H190ZM7 253H9V251L7 252ZM7 253H5V254H7ZM12 253V252H11ZM18 253V252H17ZM47 253H48V250H47ZM179 253V252H178ZM198 253V252H197ZM22 254H25V253H22ZM199 254H201V253H199ZM199 254H193L194 256H196V257H198V256H200ZM3 256H4V253L2 254ZM2 255L0 254V257L2 258ZM8 255V254H7ZM26 255H27V253H26ZM25 255V256H26ZM32 255H33V253H32ZM36 254H34L33 256H35ZM48 255H50V253H48ZM75 255V254H74ZM185 255V254H184ZM13 256H15L16 258H17V254H15V253H13ZM13 256L11 257V259L13 258ZM21 255H19L18 256V258L20 257ZM45 256H47V255H45ZM44 256V257H45ZM71 256V255H70ZM69 256V257H70ZM104 256V255H103ZM139 256V255H138ZM178 256H179V254H178ZM211 256H212V254H211ZM41 257H43V256H41ZM68 257V258H69ZM75 257H76V255H75ZM185 257V256H184ZM202 257V256H201ZM1 258H0V262L2 261L1 260ZM26 258V257H25ZM25 258H22L21 257V259L22 260H24L25 262L26 261H28L27 260V258H26V260H25ZM37 258H39V257H37ZM47 258H49V256L47 257ZM73 258V257H72ZM185 258H188V257H185ZM4 259H6V258H4ZM9 259V258H8ZM190 260H191V258H189ZM188 259V260H189ZM208 259V258H207ZM13 260H14V258H13ZM16 260V259H15ZM37 260V259H36ZM47 260V259H46ZM45 260V261H46ZM51 260V259H50ZM49 260V261H50ZM81 260V259H80ZM79 260V261H80ZM96 260V259H95ZM4 261V260H3ZM2 261V262H3ZM19 261H20V259H19ZM30 261H31V257H30ZM48 261V260H47ZM53 261V260H52ZM51 261V262H52ZM196 261L198 262V264H206V262H205V260L203 259V258H200V257H198L197 259H196ZM14 263L13 264H15V262H18V261H13ZM37 263H38V260L36 261ZM54 262V261H53ZM81 262V261H80ZM5 263V262H4ZM7 263V262H6ZM5 263V264H6ZM22 263L24 264V262L22 261ZM27 263V262H26ZM25 263V264H26ZM31 263V262H30ZM34 263V262H33ZM36 263V264H37ZM40 263V262H39ZM48 263H50V262H48ZM226 263V262H225ZM224 263V264H225ZM1 264V263H0ZM17 264V263H16ZM53 264H55V263H53ZM57 264V263H56ZM210 264V263H209ZM228 264V263H227Z\"/></svg>",
	"mask_w": 264,
	"mask_h": 264
}]
</instances>
